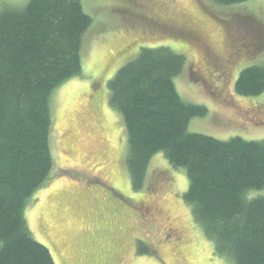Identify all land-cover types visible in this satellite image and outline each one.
Wrapping results in <instances>:
<instances>
[{
  "label": "rangeland",
  "instance_id": "obj_1",
  "mask_svg": "<svg viewBox=\"0 0 264 264\" xmlns=\"http://www.w3.org/2000/svg\"><path fill=\"white\" fill-rule=\"evenodd\" d=\"M27 2L0 0V9ZM82 5L93 18L83 38L82 74L51 95L54 165L25 207L31 232L56 264H235L216 253L195 221L184 199L186 169L171 165L164 152L152 158L144 189H134L125 121L110 104L108 81L141 47L168 46L186 58L174 80L177 91L208 109L191 119L189 131L220 140L264 139V92L242 96L235 89L243 68L264 64V0L230 6L214 0ZM230 53L235 55L227 66L214 56L226 59ZM248 195L264 196V188ZM172 227L177 236L170 234Z\"/></svg>",
  "mask_w": 264,
  "mask_h": 264
},
{
  "label": "trees",
  "instance_id": "obj_2",
  "mask_svg": "<svg viewBox=\"0 0 264 264\" xmlns=\"http://www.w3.org/2000/svg\"><path fill=\"white\" fill-rule=\"evenodd\" d=\"M92 22L82 0H28L0 9V264H56L24 211L54 165L51 95L82 74L83 38ZM185 66V56L168 46H143L108 81L110 104L125 121L132 185L144 189L152 158L164 152L171 165L186 169L184 199L216 253L235 264H264V196L248 195L264 188V139L189 131L191 119L208 109L177 91L174 80ZM235 89L262 94L264 64L243 68Z\"/></svg>",
  "mask_w": 264,
  "mask_h": 264
},
{
  "label": "flooded vegetation",
  "instance_id": "obj_3",
  "mask_svg": "<svg viewBox=\"0 0 264 264\" xmlns=\"http://www.w3.org/2000/svg\"><path fill=\"white\" fill-rule=\"evenodd\" d=\"M153 19H154V21L161 22V21H159V20L156 19V18H153ZM133 44H134V43H132V45H133ZM132 45H130V47H131ZM119 54H120V55H123V54H124V50H120V53H119ZM234 55H235V54L230 53V54H228V55L225 57L226 59H224V58L219 57V56H217V55L214 54V56H215L216 58H219V59L225 61V62H226V66H227V64L231 63L230 60L233 59ZM168 230L170 231V234L172 235V237H173L174 235L177 236V234H179V233H178L179 231H178V229H177L176 227H172V228H170V229H168ZM156 245H157V244H156ZM156 247H157V246H156Z\"/></svg>",
  "mask_w": 264,
  "mask_h": 264
}]
</instances>
